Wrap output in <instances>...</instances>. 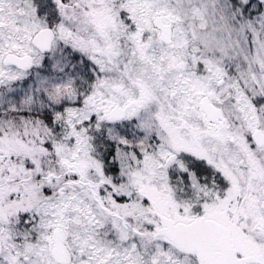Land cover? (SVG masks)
I'll use <instances>...</instances> for the list:
<instances>
[{"label": "snow or ice", "instance_id": "obj_1", "mask_svg": "<svg viewBox=\"0 0 264 264\" xmlns=\"http://www.w3.org/2000/svg\"><path fill=\"white\" fill-rule=\"evenodd\" d=\"M0 264H264V0H0Z\"/></svg>", "mask_w": 264, "mask_h": 264}]
</instances>
